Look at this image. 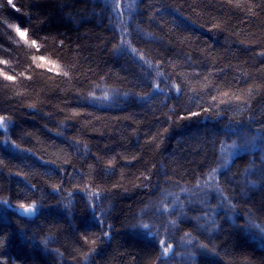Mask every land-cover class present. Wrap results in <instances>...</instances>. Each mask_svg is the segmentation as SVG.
Returning <instances> with one entry per match:
<instances>
[{
	"label": "snow or ice",
	"instance_id": "6c2138e0",
	"mask_svg": "<svg viewBox=\"0 0 264 264\" xmlns=\"http://www.w3.org/2000/svg\"><path fill=\"white\" fill-rule=\"evenodd\" d=\"M221 3L243 13L239 23L246 27L232 24L229 14L211 15L209 0L187 4L195 20L182 11L185 5L167 0L93 5L92 14L100 7V19L112 26L109 43H115L108 51L121 62L118 70L101 68L95 60L86 67L81 60L89 57L82 55L81 45L72 49L59 32L40 35L51 17L38 3L37 12L26 13V22L4 21L19 40L39 50L25 61L28 68L35 64L56 75L42 83L34 69L27 79L26 71L14 74L22 67L20 49L0 45V56L6 57L0 58V193H8L0 195V264H100V250L122 235L137 240L130 264H264V0ZM56 6L74 22L85 19L84 13L68 11L65 0ZM4 7L21 11L16 0H0ZM205 14L210 20L200 24ZM187 21L200 27L210 23V33L235 37L250 59L220 67V54L199 47ZM177 49L193 50L199 59L190 52L179 58ZM93 77L105 82L100 95ZM18 86L24 91H16ZM57 94L71 96L77 106L67 99L54 104L51 97ZM49 106L53 110L44 111ZM129 108H140L144 118ZM21 110L42 113L54 125L44 128L60 139L62 147L53 145L59 154L45 159L11 138L41 143L23 128L17 117ZM96 112L124 113L111 119L131 121L121 130L118 148L111 146L117 141L98 146L88 139L89 131H98L94 122L107 119ZM149 114L158 126L129 151L130 137H139ZM200 117L219 127L198 141L191 158L156 159L173 129ZM237 160L245 161L242 169ZM141 190L147 195L118 215V197Z\"/></svg>",
	"mask_w": 264,
	"mask_h": 264
},
{
	"label": "trees",
	"instance_id": "16d2710c",
	"mask_svg": "<svg viewBox=\"0 0 264 264\" xmlns=\"http://www.w3.org/2000/svg\"><path fill=\"white\" fill-rule=\"evenodd\" d=\"M18 6H21V11L17 12L11 7L0 8V45L3 46L4 49H8L15 46V49H20L17 54L18 58H21L22 67L16 69V73L18 74L20 71H26L25 79L27 76H32L33 70L35 71V75L38 76L39 80L42 83H48L49 76H55V73H49L47 68L40 69L32 65V69L28 68V64L25 61H30L33 55L37 54V51H33L30 45L24 44L22 40H19L18 37L15 36L14 30H9L6 28L4 21L7 20L9 23H14L16 21H27L29 17L26 15L28 12L35 13L37 12V8L35 4H39V10L43 15H50L51 20L50 23L45 27L43 32H40V35H47L49 31L53 34L59 32L62 34L60 38H67V43L71 46L72 49H75L76 44H80L82 48V55L84 57H89V60L85 62L81 60V63H84L87 67L91 64L92 60H95L100 64L101 68L111 67L113 69L120 68V61H118L115 57L111 55L108 49L111 47V43H115V41L111 40L112 36V26L107 24L106 20L100 19V7H103L107 0H65V2L69 5L68 11H72L75 16L76 13H84L85 19L83 22H74L70 19L60 8H58L57 0H16ZM127 2V0H125ZM169 3L183 4L185 8L182 9L185 15H192V19L195 20L197 17L191 13V10L187 8V4L191 2V0H167ZM99 5L97 7L96 14H92V6ZM87 6V11H85ZM208 12L213 16H221L225 14H229L233 17L232 24L237 25V27H246V25H241L239 23L240 20L244 19L243 13L238 11L230 10L229 8L222 5L221 0H209V8ZM178 15V14H177ZM32 19L35 20V15L32 16ZM79 17L77 16V21ZM210 20V16L205 14L200 18V24H205ZM190 30L194 29L193 39L195 41L196 37H199V41H196V44L199 47H211V49L219 53L222 57L219 66L223 67L229 61L233 64H239L243 60H249L251 53H245L241 51V46L235 42V37L230 36L228 33L216 34L210 33L209 28L211 24L208 23L207 27H200L196 23H192V21H187ZM256 26L253 25V28ZM34 38V37H33ZM17 41H19L17 43ZM139 47H143V45H137ZM165 54H169L168 50H164ZM253 51H259L258 48H253ZM51 52V42H49V52H44L43 54L49 56ZM185 52H190L194 59H199V53L190 50V49H177L175 51V55L179 58H183ZM232 53H236V56L233 57ZM64 54L68 55V49L64 50ZM0 58H6L0 56ZM95 67V65H92ZM202 70V69H197ZM192 71V69H189ZM231 70L227 71V75L229 79L232 76ZM93 79H97L98 77H93ZM100 84L99 89H94L97 92V95L101 94V91L105 88V82L99 81ZM108 84H112L113 81H108ZM195 84V81H194ZM198 86V85H197ZM16 91L23 92L24 87L18 86ZM53 103L60 102V99H67L72 101V97H63L59 94L52 95ZM72 106L76 107L74 101H72ZM52 107L49 106L45 108L44 111H52ZM87 111H94L92 108H88ZM129 112H134L138 114L139 118L143 117V112L140 108H129ZM97 116L107 117V119L101 120L99 123H95V128L98 131H89L88 139L92 142L93 145L102 146L105 143H110L111 141H117V143L112 144L113 148H118L119 146V137L121 134V130L124 128H128L131 124V121H114L111 117L116 115H124V113H116V112H96ZM17 117L22 124L23 128L28 129L36 133L39 137L41 143H37L36 139L33 138L31 141L24 142L17 138V136H12L11 138L17 140L18 143H21L23 148H34L37 150L38 155H44L45 159L50 158V154L57 152V147H53V145L60 146V139L53 132H49L44 128V125L47 124L48 128H52L54 125L50 123L42 113L36 114L31 110H21V112L17 113ZM149 124H146L144 128L140 131L139 137H130L131 143L127 145L129 151H133L137 148L139 144H141L145 138V131L151 129L155 131L157 122L153 119L151 114L148 116ZM163 118L161 117V121ZM214 127L218 128L219 125L215 120H208L204 117H200L199 119H193L190 121H186L183 127L173 129L165 140V144L162 146V150L159 154H157L156 159L170 162L171 157L175 154L179 157L191 158L193 155V149L197 146L198 141L202 140L205 134L211 133L214 130ZM130 131V129H129ZM3 131H0L2 133ZM19 132V129H17ZM71 134V133H69ZM2 139V136H0ZM187 140V143L184 141ZM93 151H96V147H93ZM57 154H59L57 152ZM2 155V153H0ZM241 157L247 156V154L240 155ZM199 158H197L198 160ZM33 160L39 165L41 162L33 157ZM155 162V160L153 161ZM245 164V161L237 160V167L242 169ZM235 170V169H234ZM70 171V169H69ZM135 171V169H133ZM155 181V178H154ZM0 195L7 196L8 193H0ZM147 195L144 191L130 192L128 194L123 195L122 197H118V205H117V214L121 211H127L129 205L135 206V203L139 201L140 198L145 197ZM9 211H12L10 209ZM91 221H89L90 223ZM115 222V221H114ZM119 227V223L116 224ZM138 250L137 240L135 237L122 235L117 237V242H113L111 247H103L99 255L97 256V260L100 264H130V255L135 254ZM18 251V249L16 250ZM16 251H13V255H16ZM37 251H40L39 248ZM259 247L256 248L255 255L256 259H259L260 253ZM251 252V249H249ZM124 253V255H121ZM41 257L44 260L47 259L45 253L40 252ZM179 260V257H177Z\"/></svg>",
	"mask_w": 264,
	"mask_h": 264
},
{
	"label": "rangeland",
	"instance_id": "374dc122",
	"mask_svg": "<svg viewBox=\"0 0 264 264\" xmlns=\"http://www.w3.org/2000/svg\"><path fill=\"white\" fill-rule=\"evenodd\" d=\"M242 154H247V153H243V152H242V153H240V155H242Z\"/></svg>",
	"mask_w": 264,
	"mask_h": 264
},
{
	"label": "water",
	"instance_id": "95a60500",
	"mask_svg": "<svg viewBox=\"0 0 264 264\" xmlns=\"http://www.w3.org/2000/svg\"><path fill=\"white\" fill-rule=\"evenodd\" d=\"M0 131H3V129H0Z\"/></svg>",
	"mask_w": 264,
	"mask_h": 264
}]
</instances>
